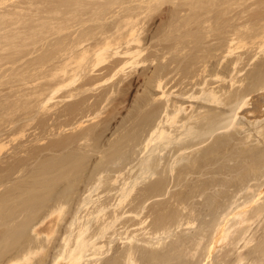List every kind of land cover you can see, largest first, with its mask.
Instances as JSON below:
<instances>
[{"label": "rangeland", "instance_id": "rangeland-1", "mask_svg": "<svg viewBox=\"0 0 264 264\" xmlns=\"http://www.w3.org/2000/svg\"><path fill=\"white\" fill-rule=\"evenodd\" d=\"M44 1L0 0V35H2L0 36V263L6 256L14 255L18 251L23 252L29 244L37 240L33 229L35 225L53 210L62 208L65 212L62 213V221L60 220L57 237L51 244L52 247H46L49 256L45 264H53L55 258L60 255L65 237H70L73 244L82 224L90 228L87 236L93 237L92 240H96V245H103L104 249H98V252L93 245H90L88 251H91L85 253L83 264H107L106 261L109 259L129 264L127 249L133 250V259L137 264H236L239 250L234 249L235 244L218 245L214 252L216 245L214 241L218 234V224L226 217L230 220L228 225L231 226L236 220L233 218V213L249 206V202L257 200L254 204L264 206V115L253 116L241 112L235 119V124L228 128L223 126L231 123L239 104L246 100H250L252 104V101L264 92V43H262L264 42V0H209L213 9H217V5L220 9L215 10L216 12L213 10L216 16L213 17L211 12L210 17L202 15L203 19L200 15L196 16L198 15L196 10L200 9L197 7L174 9L178 10L177 13H183L175 15L172 12L174 6L170 5L172 0L171 2L162 0L165 2L164 6L161 0H112L113 4L111 0H102L103 2L94 0L95 3L92 0H86L84 3L83 0L80 1L84 3L82 8L77 5V0H75L76 4L73 0L72 2L66 0L65 3L59 0L57 2L47 0V4ZM69 1L70 3L67 4ZM180 1L190 2V0H178ZM155 2L163 7H159L158 4L157 9L154 7ZM109 3L111 4L108 7ZM150 5L157 10L152 8L155 11L151 10L152 13L148 11ZM166 5L167 10L171 12L165 10ZM58 6L61 10L62 7L63 10L65 9L62 10L65 16L58 14L60 11ZM56 7L59 11L55 12L59 16L53 12L57 10ZM133 7L138 9L135 11ZM94 8L95 10L98 8L96 11L99 12L98 15L96 12L92 13ZM186 8L193 12L188 13V10L186 12ZM38 9L41 10L40 13L53 9L50 10V13H53L40 14ZM131 12L134 14L137 12L136 16L142 14L140 19L135 18L136 22H140L135 23V26L143 25L138 26L139 28L135 27L138 29L135 34L141 36L136 34L143 44L127 42L131 36H134L130 34L129 25L136 16L133 17L134 14ZM164 13L167 17H163ZM47 14L49 18L52 17L48 18L49 20H54L51 21L52 24L50 21L46 23L47 17L46 21L41 22L42 19L38 21V18L44 19ZM207 17L213 19L207 20ZM123 18L130 21L129 24ZM206 21L213 22V25L207 24ZM44 22L46 25H43ZM15 23L21 25L17 26ZM118 25L123 29L126 27L125 31ZM35 26L43 27L36 30ZM116 29L118 35L120 30L124 33L128 29V33H120L123 38L119 39H117L119 36H115L118 40L116 41L114 36L111 37L114 32L116 34ZM157 30L162 31L158 33ZM106 32H110L108 34L111 36ZM235 35H238V39ZM108 36L116 42L113 40L110 42ZM234 36L235 41H233ZM125 37H128L126 41H124ZM107 39L109 45L114 44L108 46V50L105 49L107 52L104 50L103 57L96 55V52H93L98 49V47L94 48L95 44L101 42L103 46L108 42ZM120 39H123L124 43ZM236 39L242 42L237 43ZM227 40L233 47L236 46V49L232 50ZM175 41L178 44L180 41L183 47L179 46V48ZM126 42L130 45L129 48L140 47V50L141 46H144L141 49L145 48L142 55L136 59L139 62L142 60L141 64L128 63L125 54L122 56L127 59L120 56L116 59L118 64L112 61L114 56L117 57L116 51L121 52L128 47ZM221 45L224 48L218 47ZM228 45L232 49L228 48ZM113 50H115L114 54ZM164 54L168 56L165 57ZM106 56L109 58L107 59ZM121 57L125 61L120 60ZM173 58H176V61ZM166 62L168 69L164 71L161 65H166ZM111 65L115 68H108ZM121 65L123 68L119 70ZM176 66L179 68L174 70ZM152 77L154 80H150ZM157 78L163 80L162 87L166 88L161 89L162 87L159 88L155 84L159 81L156 80ZM163 90L166 91L164 96ZM214 92H218L216 95L220 98L217 103L210 100ZM158 105L160 106L158 114L162 115L160 119H163V126L167 131L169 130L167 132L169 134L166 139H156L157 141L153 140L149 143L152 131L143 125L155 119L148 111H152ZM177 112L180 113L179 118L173 125L172 120L168 121V119ZM127 122L131 124L129 127ZM191 126L198 131L196 134L208 129L209 133L198 134V137L193 139V135L187 133V129ZM221 138L229 141L224 157L228 167L217 166L212 172L206 171L207 174L206 172H203L204 174L195 172L197 173L195 174L190 169L187 172L188 177L193 176L194 173L195 176L204 175L205 178L215 177L226 180L225 182H228L226 186L220 182L212 184L210 185L212 187H208L210 189H205L201 194H197L199 192H196V195L191 194L190 197L188 196L190 199L185 202L181 201V196L178 194L181 187L179 179L175 176L172 179L171 172L168 181L170 186L164 190L157 188L158 182H152L150 179L144 182V178L140 177L144 172L143 163H151L155 158L162 164L164 162L167 168L174 165L177 169L173 173L176 175L178 170H180L178 172L183 171L184 168L180 166L187 163V157L191 156L193 151L196 153L200 151L199 153L203 155L206 150L219 147ZM170 139L173 141L171 147L161 150V145ZM147 143H149L148 147ZM238 162L240 165L237 168ZM135 177H140L139 184L137 183L129 199L120 204L122 188L124 185L127 187L128 184L130 187L134 184ZM222 188H226L225 192H219ZM99 209H104V212L99 214ZM255 217L248 222L249 224H243L250 230L245 235L240 234L244 239L238 246L243 245L245 239H250L254 235L260 237L259 239L264 238V214ZM190 220L193 224H186ZM104 223L105 226L112 225V228L110 227L102 238L98 231H101L100 228L104 227ZM231 229L233 232L234 229ZM238 236L239 234H234L235 238ZM172 245L177 248L173 249ZM160 246L171 249L168 250L170 253L165 251L168 257L171 256V262L170 260L165 262L164 257L154 258L155 255L152 253L157 248L160 249ZM240 250L245 251V248L242 247ZM96 251L98 254L94 255ZM227 252L232 258L228 255V258L225 257L226 262L222 257ZM259 257H250L241 264H263L264 256L259 254Z\"/></svg>", "mask_w": 264, "mask_h": 264}, {"label": "bare ground", "instance_id": "bare-ground-1", "mask_svg": "<svg viewBox=\"0 0 264 264\" xmlns=\"http://www.w3.org/2000/svg\"><path fill=\"white\" fill-rule=\"evenodd\" d=\"M40 1V0H39ZM59 1H61L62 3H65V1L66 0H59ZM71 1V0H70ZM70 1L67 3V4H69L70 3ZM74 2H75V4H76V2L78 3L77 5L78 6H80L81 8H82V4H84L85 2H86V0L84 1V3H81L80 1H82L83 2V0H77V1H75V0H73ZM92 1H94V0H92ZM91 1V2H92ZM96 1V0H95ZM95 1L93 2V3H95ZM99 1V0H98ZM100 1H102V0H100ZM99 1V2H100ZM104 1V0H103ZM102 1V2H103ZM162 1V0H161ZM164 1V0H163ZM162 1V2H163ZM168 1H170V0H168ZM50 2V1H49ZM53 2V1H52ZM56 2H57V0H56ZM55 2V3H56ZM72 2V1H71ZM97 2V1H96ZM111 3H112V0L110 1ZM165 2H166V0H165ZM165 2H163V3H161V4H163V6L165 5ZM171 2V1H170ZM36 3V2H35ZM39 3V2H38ZM38 3H36V4H38ZM44 3H46L47 4V0H45L44 1ZM111 3H109L108 4V7H109V5L111 4ZM115 3H117V2H115ZM119 3V2H118ZM129 3V2H128ZM149 3V2H148ZM147 3V4H148ZM156 3L157 2H155V6L154 7H157L158 6V4L160 3V1H159V3H157V5H156ZM17 4V3H16ZM30 4H32V3H30ZM39 4H41V3H39ZM43 4V3H42ZM58 4V3H57ZM113 4V3H112ZM152 4V5H153ZM161 4H159V7H163V6H161ZM25 5V4H24ZM29 5V4H28ZM48 5H49V3H48ZM56 5V4H55ZM77 5H74V6H77ZM171 5V7H172V5L174 6V7H176V8H174V7H172V12L175 14V15H177V14H179V13H177V11L178 10H180V8H182V7H190V9H193V8H195L196 9V7H197V9L198 8H200L199 10H196V11H198L197 12V14L198 15H196V16H199L200 15V18L202 17V15H209V17L211 16V12H212V14H213V17H214V15L216 16V14H214V12H213V10L215 11H219V9H220V6L219 5H217V9H213L211 6H210V3H209V0L207 1V0H200V2H198L197 0H190V2H188V3H183V2H178V0H172V3L170 4ZM187 5V6H186ZM35 6V5H34ZM38 6V5H37ZM64 6H65V4H64ZM68 6H70V5H68ZM72 6V5H71ZM73 6V7H74ZM84 6V5H83ZM151 6V5H150ZM149 6V10L148 11H150L151 13L153 12V11H155V10H157L158 9V7H157V9H155L153 6H151L150 7ZM16 7V6H15ZM32 7H33V5H32ZM51 7H53V6H51ZM50 7V8H51ZM80 7H77V9L78 8H80ZM97 7V6H96ZM138 7V6H137ZM147 7V6H146ZM167 5L165 6V10H167ZM168 7H170V6H168ZM23 8V7H22ZM61 8V7H60ZM59 8V6H58V9H60ZM72 8V7H71ZM103 8V7H102ZM102 8H100V10L102 9ZM152 8H154L155 10H153ZM26 9H28V8H26ZM39 9H40V5H39ZM39 9H38V11H39ZM55 9V8H54ZM56 9H57V7H56ZM54 10L53 12H55V11H59V10ZM66 9H67V7H66ZM133 9L136 11V9H138V8H136L135 9V7H133ZM169 9V8H168ZM174 9H178V10H174ZM183 9H185V8H182L181 10H183ZM189 9V8H188ZM187 8H186V12H187V10H188ZM203 9H206L205 11L203 10ZM21 10V9H20ZM19 10V11H20ZM25 10V9H24ZM48 10V9H47ZM50 10H53V9H50ZM50 10L48 11V12H46V13H50ZM62 10H63V7H62ZM62 10L60 9V11L58 12V14H62L63 16H65L66 14H64V12H62ZM65 10V9H64ZM63 10V11H64ZM76 10V9H75ZM74 9H73V11H75ZM98 10V8L95 10V8H94V10L92 11V13L93 12H96ZM99 10V11H100ZM124 10V9H123ZM133 10V11H134ZM151 10H153V11H151ZM163 10V9H162ZM26 11H28V10H26ZM41 11V10H40ZM40 11H39V13H40ZM68 11H70L69 9H68ZM77 11V10H76ZM134 11V12H135ZM167 11H170L171 12V10H167ZM166 11V12H167ZM184 11V12H185ZM189 11V10H188ZM195 11V12H196ZM215 11V12H216ZM12 12H14V9H13V11ZM45 11H43V13H44ZM52 12V13H53ZM66 12H67V10H66ZM78 12V11H77ZM101 12V11H100ZM134 12H131V14H134ZM143 12V11H142ZM145 12H147L146 10H145ZM145 12H143V14L145 13ZM150 12H148V13H150ZM169 12V13H170ZM192 13L193 12V10H191V11H189L188 13ZM7 13V12H6ZM11 13V12H10ZM39 13H36L37 15L39 14ZM43 13H40V14H43ZM46 13H44L45 15H46ZM52 13H50V15L52 14ZM56 14H57V12H55ZM68 13V12H67ZM98 13L99 12H96V15H98ZM103 13V12H102ZM101 13V14H102ZM147 13V14H148ZM188 13H187V15L186 16H188ZM3 14V13H2ZM32 14V13H31ZM48 14H47V16H45L44 17V19L43 18H38V21H40V19H42L41 20V22H43L44 20L46 21V17H47V19L49 18L48 17ZM56 15V16H59V15ZM75 14H76V12H75ZM89 14V13H88ZM95 14V13H94ZM130 14V15H131ZM136 14H137V12L134 14V15H132L133 17L134 16H136ZM140 14V13H139ZM168 14V13H167ZM172 14V13H171ZM181 14H183V13H180V15ZM186 14V13H185ZM194 14V13H193ZM192 14V15H193ZM4 15V14H3ZM16 15V14H15ZM34 15V14H33ZM49 15V16H50ZM71 15V14H70ZM130 15H129V17H130ZM142 14H140V16H141ZM145 15V14H144ZM162 15V14H161ZM168 15H170V14H168ZM190 15V14H189ZM195 15V14H194ZM5 16H9L8 14H5ZM5 16H3L4 18H5ZM14 15L12 14V17H13ZM31 16V15H30ZM40 16V15H39ZM54 16V15H53ZM63 16H61V18L63 17ZM69 16V15H68ZM100 16V15H99ZM126 16V15H125ZM131 16V17H132ZM140 16H136V17H134V21H132L131 19V23H130V34L131 35H134L133 37L131 36V38H129L128 39V37L126 38L125 37V39H124V41H126L127 39H128V41L127 42H132V43H138V42H142L141 41V36L140 35H138L137 33V35L138 36H140V37H138L136 34H135V32L136 31H138V29H136L135 27L137 26V24L138 23H140L139 21H137L136 22V20L137 19H140ZM167 17L166 16V14L164 13V15H163V17ZM195 16V17H196ZM223 17H224V15H222ZM10 17V16H9ZM21 17V16H20ZM20 17L18 18V20L20 19ZM42 17V16H41ZM84 17V16H83ZM129 17H127L128 18V20H129ZM137 17H139V18H137ZM175 18H176V16H174ZM178 17V16H177ZM190 17V16H189ZM209 17H207V20H209V19H213L212 17L211 18H209ZM218 17V16H217ZM220 17V16H219ZM1 18V17H0ZM8 18V17H7ZM50 18H52L51 16H50ZM49 18V19H50ZM59 18V17H58ZM58 18H56V19H58ZM135 18H136V20H135ZM191 18V17H190ZM205 18V17H204ZM48 19V21H46V23L47 22H49L50 21V23H51V21H53L54 22V20H49ZM53 19H55V18H53ZM82 19V18H81ZM124 19V18H123ZM122 19V20H123ZM171 19V18H170ZM197 19H199L198 17H197ZM196 19V20H197ZM201 19H203V17L201 18ZM200 19V20H201ZM206 19V18H205ZM205 19H204V21H205ZM2 20V19H1ZM121 20V21H122ZM127 20V19H126ZM125 19H124V21L127 23L128 22V20L126 21ZM175 20V19H174ZM199 20V21H200ZM8 21V20H7ZM17 21V20H16ZM22 21V20H21ZM37 21V22H38ZM61 21V20H60ZM59 21V22H60ZM118 21V20H117ZM124 21H123V24H124ZM177 21H180V20H178L177 19ZM176 21V22H177ZM203 21V22H204ZM212 21V20H211ZM20 22V21H19ZM40 22V23H41ZM130 22V21H129ZM129 22L127 23V24H129ZM203 22H201V23H203ZM4 23V22H3ZM2 23V24H3ZM39 23V24H40ZM45 23V22H44ZM46 23L45 24H43V25H46ZM125 23V24H126ZM132 23H134L133 25H132ZM135 23H137L136 24V26H135ZM145 23V22H144ZM189 23H190V21H189ZM188 23V24H189ZM206 23L208 24V23H210V22H207L206 21ZM213 22H211L210 24H212ZM6 24V23H5ZM16 24V23H15ZM18 24L19 23H17L16 25L18 26ZM48 24V23H47ZM52 24V23H51ZM50 24V25H51ZM119 24V23H118ZM122 24V25H123ZM127 24L125 25L126 27H127ZM162 24V23H161ZM200 24V23H199ZM204 24H205V22H204ZM209 24V25H210ZM19 25H21V23L19 24ZM41 25V24H40ZM49 25V26H50ZM56 25V24H55ZM141 24H139L138 26H140ZM182 25V24H181ZM201 25V24H200ZM206 25V24H205ZM213 25V24H212ZM14 26V25H13ZM16 26V27H17ZM34 26V25H33ZM53 26V25H52ZM116 26V25H115ZM119 26V25H118ZM137 26V27H138ZM141 26H143V25H141ZM140 26V27H141ZM160 26V25H159ZM163 26V25H162ZM162 26L160 27V28H162ZM195 26V25H194ZM202 26H204V25H202ZM15 27V26H14ZM40 27H43V26H40ZM39 27V28H40ZM119 27H121V29H123L122 28V26H119ZM119 27H118V29H119ZM124 27V26H123ZM126 27H125V29H126ZM166 27V26H165ZM206 28H207V26H205ZM209 27V26H208ZM9 28H11V26L9 27ZM35 28H36V30L37 29H39L38 27H36L35 26ZM55 28H57V27H55ZM128 28V27H127ZM139 28V27H138ZM205 28V29H206ZM7 29V28H6ZM33 29H34V27H33ZM32 29V30H33ZM118 29H116L117 31H116V34H115V32L113 33V35L111 36V35H109L108 33H110V32H106V34H108L109 36H111V37H113L114 39H116L115 38V36H119V37H117V39H119V38H123L122 36H120V33H123L122 32V30H120V33H119V35H118ZM125 29H123V31H125ZM140 29H142V28H140ZM144 29H145V27H144ZM144 29H142V31L144 30ZM171 29V28H170ZM14 30V29H13ZM12 30V31H13ZM30 30V29H29ZM35 30V29H34ZM45 30V29H44ZM128 30V29H127ZM127 30H126V32H127ZM146 30V29H145ZM209 30V29H208ZM20 31V30H19ZM110 31V30H109ZM160 31V30H159ZM158 30H157V32L158 33H160ZM210 31V30H209ZM236 31V30H235ZM113 32V31H112ZM126 32H124V33H126ZM139 32H141V31H139ZM138 32V33H139ZM152 32V31H151ZM4 33V32H3ZM8 33V32H7ZM14 33V32H13ZM123 33V34H124ZM128 33V32H127ZM126 33V34H127ZM144 34H145V32H143ZM156 33V32H155ZM184 33V32H183ZM225 33V32H224ZM234 33V32H233ZM233 33H232V36H233ZM239 33V32H238ZM25 34V33H24ZM105 34V35H106ZM115 34V35H114ZM140 34V33H139ZM142 34V33H141ZM143 34V35H144ZM207 34V33H206ZM235 34V33H234ZM260 34V33H259ZM157 35V34H156ZM161 35V34H160ZM207 35H210V34H207ZM239 35V34H238ZM238 35L236 36V38L238 37ZM245 35V34H244ZM0 36H2V35H0ZM10 36V35H9ZM13 36V35H12ZM109 36H108V38H109ZM125 36V35H124ZM128 36H129V34H128ZM235 36H234V38H233V41H235ZM239 36H241V35H239ZM15 37V36H14ZM13 37V38H14ZM103 37V36H102ZM106 37H107V35H106ZM105 37V38H106ZM255 37V36H254ZM257 37H258V35H257ZM5 38V37H4ZM39 38V37H38ZM113 38H109V40L111 39V41L110 42H112V40H113V42H116V41H118L117 39H116V41L113 39ZM157 38V37H156ZM155 38V39H156ZM209 38H211V36L209 37ZM232 37H230V39H231ZM256 38V37H255ZM1 39V38H0ZM6 39V38H5ZM34 39V38H33ZM102 39V38H101ZM145 39H146V37H145ZM177 39V38H176ZM182 39H184V38H182ZM230 39H229V41H230ZM238 39V38H237ZM237 39H236V42L237 43H239L238 41H237ZM241 39V38H240ZM243 39V38H242ZM2 40H4V39H2ZM25 40V39H24ZM23 40V41H24ZM108 40V39H107ZM107 40H105V41H107ZM109 40H108V42H106L105 43V45H103V46H101L102 44H101V42L99 43V42H97L96 44H95V46H94V48L96 49L97 47H98V49L97 50H95V51H93V52H96V55H99V56H102L104 53V50L105 49H107L108 48V46H112V45H109ZM122 42H123V39H120ZM119 40V41H120ZM142 40H144V38H142ZM177 40H179V39H177ZM30 41V40H29ZM146 41V40H145ZM180 41H182L183 43H184V41L183 40H180ZM180 41H178L180 44H181V42ZM185 41H186V39H185ZM228 41V40H227ZM228 41V42H229ZM232 41V42H233ZM263 41V40H262ZM261 41V42H262ZM122 42L120 43V45L122 46L123 44H122ZM125 43L126 44V46H128V47H126L125 48V50H123V51H121V52H119V51H116L115 52V54H116V58H115V56H114V58H113V60L112 61H115L114 63L115 64H118L119 62H118V60H116V59H118L120 56H122L123 54H125V56H127L128 57V60H126V61H128V63H131L132 62V64L134 65L135 63H136V65H138L142 60H140V62H139V60L137 61L136 59H138V57L139 56H141L142 55V51L145 49H143V50H141L143 47L141 46V49L139 50V48H137V46H136V48L137 49H135V48H133V46L131 47V48H129L130 47V45H127L128 43ZM176 42V41H175ZM227 42V43H228ZM235 42V43H236ZM242 42V41H241ZM3 43V42H2ZM1 43V44H2ZM103 43H104V41H103ZM124 43V42H123ZM146 43H147V41H146ZM145 42H144V44H146ZM177 43V42H176ZM186 43V42H185ZM187 43H188V41H187ZM187 43H186V45H187ZM231 42H229V44H230ZM234 43V44H235ZM262 43H264V42H262ZM13 44H16V43H13ZM99 44H100V47H99ZM116 44V43H115ZM124 44V45H125ZM142 44H143V42H142ZM161 44V43H160ZM178 44V43H177ZM175 44V47H179V46H181V47H183L182 45H180V44ZM189 44V43H188ZM191 44V43H190ZM226 44V43H225ZM233 44V45H234ZM133 45V44H132ZM174 45V44H173ZM177 45V46H176ZM183 45H185V44H183ZM231 45V44H230ZM230 45H228V48H231L230 47ZM262 45V44H261ZM2 46V45H1ZM115 46V45H114ZM113 46V47H114ZM118 46H119V42H118ZM135 46V45H134ZM140 46V45H139ZM168 46V45H167ZM187 46H189V45H187ZM196 46H197V44H196ZM199 46V45H198ZM201 46V45H200ZM215 46V44L213 45V47ZM232 46V45H231ZM263 46V45H262ZM25 47V46H24ZM125 47V46H124ZM162 47V46H161ZM174 47V46H173ZM175 47H174V49H175ZM177 47V48H178ZM190 47V46H189ZM218 47H220V49H222L221 47H223V45H221V46H218ZM218 47H216V50H217V48ZM236 47V46H235ZM235 47H233L232 46V50H234V49H236ZM6 48V47H5ZM27 48V47H26ZM111 47H109V49H110ZM115 48H116V50H117V47L115 46ZM114 48V49H115ZM118 48H120V46L118 47ZM176 48V49H177ZM180 48V47H179ZM224 48V47H223ZM85 49V48H84ZM86 49H88V48H86ZM148 49V48H147ZM172 49V48H171ZM173 49V50H174ZM185 49V48H184ZM89 50V49H88ZM108 50V49H107ZM107 50H105L106 52H107ZM157 50V49H156ZM186 50V49H185ZM214 50V49H213ZM215 50V51H216ZM219 50V49H218ZM1 51H3V50H1ZM6 51V50H5ZM84 51V50H83ZM82 51V52H83ZM114 51L115 50H113V54H114ZM184 51V50H183ZM193 51V50H192ZM85 52H87V50L85 51ZM109 52H111V51H109ZM172 52V51H171ZM229 53H230V51H228ZM31 53V52H30ZM103 53V54H102ZM163 53V52H162ZM199 53V52H198ZM82 54V53H81ZM84 54V53H83ZM112 54V55H113ZM143 54H145V53H143ZM166 54V53H165ZM164 54V55H165ZM168 54H169V52H168ZM168 54L167 55H165V57L166 56H168ZM187 54V53H186ZM194 54V53H193ZM107 55V54H106ZM109 55V54H108ZM171 55V54H170ZM189 55V54H188ZM211 55V54H210ZM125 56H122V57H125ZM187 56V55H186ZM206 56V55H205ZM212 56V55H211ZM82 57V56H81ZM103 57V56H102ZM107 57V56H106ZM122 57L120 58V60L122 59ZM127 57H125L126 59H127ZM157 57V56H156ZM165 57H163V58H165ZM214 57V56H213ZM3 58V57H2ZM7 58H8V56H7ZM109 57H107V59H108ZM143 58V57H142ZM1 59V58H0ZM5 59V58H4ZM103 58H101V60H102ZM145 59V58H144ZM150 59H152V58H150ZM166 59V58H165ZM164 59V60H165ZM176 59V58H175ZM174 58H173V60H175ZM181 59V58H180ZM239 59V58H238ZM70 60V59H69ZM122 60H124V58L122 59ZM129 60H132V61H129ZM134 60H136L135 62H133ZM163 60V61H164ZM241 60V59H240ZM79 61H80V59H79ZM99 61V60H98ZM109 61V60H108ZM111 61V62H112ZM125 61V60H124ZM145 61H146V59H145ZM145 61H143V63L145 62ZM176 61V60H175ZM175 61H174V64H175ZM238 61V60H237ZM156 62V61H155ZM154 62V63H155ZM162 62V61H161ZM178 62V61H177ZM122 63H123V61H122ZM125 63H127V62H125ZM152 63V62H151ZM153 63V64H154ZM110 64H113V63H110ZM141 64V63H140ZM161 64V63H160ZM162 64H164V63H162ZM167 62H166V65L164 64V65H161L162 67V70H167L168 68H167ZM172 64V63H171ZM239 64V63H238ZM107 65V64H106ZM105 65V66H106ZM114 65V64H113ZM113 65H111V66H108V68H115ZM128 65V64H127ZM143 65V64H142ZM142 65H140V66H142ZM144 65H145V63H144ZM235 65V64H234ZM120 66V65H119ZM173 66V65H172ZM171 66V68H173ZM180 66V65H179ZM187 66H189V65H187ZM214 66V65H213ZM236 66V65H235ZM125 67V66H124ZM160 67V66H159ZM159 67H157L158 68V70H159ZM168 67H169V65H168ZM178 66H176V67H174L175 69L174 70H177L178 68H177ZM191 67V66H190ZM207 67V66H206ZM229 67V66H228ZM117 68V67H116ZM123 68V66L121 65V67H119L118 69L119 70H121ZM131 68V67H130ZM143 68V67H142ZM160 68V69H161ZM177 68V69H176ZM214 68V67H213ZM225 68H227V67H225ZM233 68V67H232ZM135 69H137V68H135ZM229 68H227V70H228ZM235 69H236V67H235ZM83 70V69H82ZM110 70V69H109ZM133 70V69H132ZM170 70H172V69H170ZM169 70V71H170ZM226 70V71H227ZM112 71V70H111ZM115 71V70H114ZM118 71V70H117ZM160 71V70H159ZM173 71V70H172ZM136 72V71H135ZM171 72V71H170ZM201 72V71H200ZM205 72H206V70H205ZM114 73V72H113ZM116 73V72H115ZM118 73V72H117ZM165 73V72H164ZM167 73H168V71H167ZM192 73V72H191ZM204 73V72H203ZM217 73V72H216ZM127 74V73H126ZM163 74V73H162ZM180 74V73H179ZM260 74V73H259ZM127 75H130V74H127ZM133 75H135V74H133ZM164 75V74H163ZM166 75V74H165ZM171 75V74H170ZM200 75H201V73H200ZM215 75V74H214ZM132 76V75H131ZM162 76V75H161ZM161 76H159V77H161ZM169 76V75H168ZM218 76H219V74H218ZM109 77H111L110 75H109ZM123 77V76H122ZM155 77V76H154ZM156 77H158V76H156ZM155 77V78H156ZM178 77V76H177ZM114 78V77H113ZM124 78H125V76H124ZM129 78V77H128ZM127 78V79H128ZM162 78V77H161ZM218 78V77H217ZM255 78H256V76H255ZM140 79V78H139ZM163 79V78H162ZM206 79V78H205ZM233 79H235L234 77H233ZM150 80H154V78L152 77V79H150ZM156 80H159V78H157ZM203 80V79H202ZM244 80V79H243ZM204 81V80H203ZM231 81H232V79H231ZM107 82H108V79H107ZM123 82V81H122ZM129 82V81H128ZM153 82V81H152ZM152 82L150 83V84H152ZM154 82H156V81H154ZM162 82H163V80H159L158 82H156L155 84L159 87V88H161L162 87ZM175 82V81H174ZM195 82V81H194ZM119 83V82H118ZM173 83V82H172ZM183 83V82H182ZM210 83V82H209ZM234 83V82H233ZM236 83V82H235ZM124 84V83H123ZM196 84V83H195ZM200 84V83H199ZM204 84V83H203ZM165 85H166V83H165ZM169 85V84H168ZM179 85V84H178ZM243 85V84H242ZM113 86V85H112ZM131 86V85H130ZM157 86H156V88H157ZM172 86V85H171ZM163 87H165V86H163ZM163 87L161 88V89H163ZM242 87V86H241ZM166 88V87H165ZM224 89V88H223ZM119 90H120V88H119ZM164 91V90H163ZM211 91H213V90H211ZM210 91V92H211ZM151 92V91H150ZM165 92L166 91H164V93L162 94L163 96H164V94H165ZM168 93V92H167ZM215 93V92H214ZM212 93L211 94V99L210 100H212V101H214V102H219V100H220V98H218L217 97V93ZM117 94H119V93H117ZM74 95V94H73ZM109 95V97H110V94H108ZM111 95H112V93H111ZM114 95V94H113ZM101 96V95H100ZM193 96V95H192ZM199 97V96H198ZM159 98V97H158ZM256 98V97H255ZM155 99V98H154ZM242 99V98H241ZM246 99V98H245ZM157 100V99H156ZM155 100V101H156ZM209 100V99H208ZM106 101V100H105ZM113 102V101H112ZM143 102V101H142ZM114 103V102H113ZM141 104H143V103H141ZM248 105V106H245V105ZM150 106V105H149ZM148 106V107H149ZM164 106H166V105H164ZM169 106V105H168ZM158 109H160V106L158 105V107H156L155 109H153L152 111H148V113H151V115L153 116V118H155V119H153L152 120V122L151 123H148V124H145V125H143V126H145V127H148V129H151V131H152V135H151V139L149 140V135L147 136L148 137V140H149V143L150 142H152L153 140H158V139H166L167 137H168V134L169 133H167L168 131L164 128V126H163V123H164V121H163V119L161 118L160 119V115L158 114V112H160V111H158ZM166 109H167V107H166ZM165 110V109H164ZM241 112H245L246 114H250V115H253V116H263L264 115V92H262L261 94H259L258 96H257V99L256 100H254V101H252V104H251V102H250V100L248 101V100H246V101H244V102H242L241 104H239V106L236 108V110H235V114H234V116L232 117V119H231V123L230 124H226L225 126H223V128H228L230 125H233V124H235V122H236V118H237V116H239V114L241 113ZM147 113V114H148ZM166 113H168L167 111H166ZM180 114V113H179ZM179 114H178V112H177V114H175V115H173L172 117H170V119H168V121L169 120H172V122L171 123H173V125H174V123H176L178 120H177V118H179L178 116H179ZM138 115V114H137ZM164 115V114H163ZM147 116H149V115H147ZM162 116V115H161ZM169 116V115H168ZM191 117V116H190ZM199 117H200V115H199ZM146 118V117H145ZM166 118V117H165ZM262 118V117H261ZM185 119V118H184ZM146 120V119H145ZM149 120V119H148ZM166 120V119H165ZM187 120V119H186ZM189 121H190V119H189ZM144 122V121H143ZM166 122V121H165ZM130 123V122H129ZM128 122H127V124H128V127H129V125H131V124H129ZM127 124H126V126H127ZM99 126V125H98ZM142 126V127H143ZM123 128V127H122ZM222 128V129H223ZM172 129V128H171ZM184 129H185V127H184ZM198 131H196L195 130V127H193V126H191L190 128H188L187 129V133L189 134V135H193L192 136V138L193 139H195L196 137H198V134H200V135H207L208 133H209V129L208 130H205V131H199L200 133H198V134H196ZM212 132V131H211ZM210 132V133H211ZM236 134V133H235ZM145 135V134H144ZM172 135V134H171ZM232 135H234V134H232ZM235 136V135H234ZM124 137H126L125 135H124ZM141 139V138H140ZM147 140V141H148ZM156 140V141H157ZM221 141H219V147H216V148H213V149H210L209 151L208 150H206L205 151V153L203 154V155H201L199 152H192V154H191V156H188L187 157V159H188V161H187V163H184L182 166H180V167H182V168H184V169H182L183 171L182 172H178V171H180V170H178L177 171V174L175 175L174 173H173V171L174 170H176L177 168H175V166L174 165H172L171 166V168H167V166L166 165H164V162H163V164H162V162H158V161H156V158H155V160L153 161V162H151V163H143V166H142V168L144 169V172L141 174V173H139V171H138V173L139 174H141L142 176H140V177H143L144 178V182H146L145 180H148V179H150V181L152 180V182L153 181H156V183H157V188H159L160 190L163 188V190H164V188L166 189L168 186H170L169 185V183L170 182H168L169 181V173H170V175H173V177H172V179L174 178V176L176 177V178H178L179 180V183H180V188H179V193L178 194H180V196H181V198H180V196H179V198L181 199V201H187L188 200V198L191 196V194H195L196 192H199V193H197V194H201L202 193V191H204L205 189H210V188H208L210 185H214V184H219V182L222 184V185H224V186H226L227 185V183L228 182H225L224 180H222V179H220V178H215V177H213V178H211V177H204V175H200V176H195L194 175V173L195 172H200V173H203V172H212L213 170H215L216 169V167L218 166V167H228L226 164H225V160H224V157H225V155H226V152H227V148H228V143H229V141H227L226 139H223V138H221L220 139ZM131 142V141H130ZM149 143H147V147L149 146ZM172 143H173V141L170 139V140H168L166 143H163L161 146V150H164V149H167V148H169V147H171V145H172ZM129 144V143H128ZM158 144H160V143H158ZM154 145V144H153ZM176 145V144H175ZM160 146V145H159ZM186 148H188V147H186ZM154 149V148H153ZM174 149V148H173ZM128 151V150H127ZM190 155V154H189ZM227 158V157H226ZM153 159V158H152ZM186 159V160H187ZM245 159V158H244ZM250 159V158H249ZM120 160H121V158H120ZM182 160V159H181ZM185 160V159H184ZM122 161V160H121ZM147 161V160H146ZM149 161H150V159H149ZM148 161V162H149ZM250 161V160H249ZM254 161V160H253ZM257 161V160H256ZM261 161V160H260ZM116 163V162H115ZM179 163V162H178ZM237 164V163H236ZM170 165H171V163H170ZM176 165H177V162H176ZM239 165H240V162H238V164L236 165V167L238 168L239 167ZM233 168V167H232ZM188 169H190L191 170V172H194L193 173V176L191 175H189L190 177H188V172H187V170ZM243 169V168H242ZM142 170V169H141ZM141 172V171H140ZM176 172V171H175ZM190 172V171H189ZM207 172L205 173V174H207ZM189 174H191V173H189ZM195 174H197V173H195ZM204 174V173H203ZM123 176V175H122ZM139 176V175H138ZM238 176V175H237ZM121 177V176H120ZM119 177V178H120ZM130 177V176H129ZM140 177H135V180H134V184H132L130 187L128 186V184H127V187H125V185H124V187L122 188V191H121V199H120V204L122 203V202H124L129 196H131L132 195V192L136 189V185H137V183L140 181L139 180V178ZM239 177V176H238ZM119 178H116V179H119ZM142 178V179H143ZM154 178V179H153ZM175 178V179H176ZM237 177L235 176V179H236ZM111 179H113V178H111ZM171 179V178H170ZM244 179V178H243ZM110 180V179H109ZM242 180V179H241ZM113 181V180H112ZM240 181V180H239ZM127 182H128V179H127ZM136 182V183H135ZM230 182V181H229ZM103 183V182H102ZM126 183V182H125ZM131 183V182H130ZM139 184V183H138ZM220 184V185H221ZM130 185V184H129ZM154 185V184H153ZM176 185H178V184H176ZM100 186V185H99ZM112 186V185H111ZM179 186V185H178ZM210 187H212V186H210ZM151 188H153V187H151ZM169 188V187H168ZM235 188V187H234ZM119 190H121V189H119ZM138 190V189H137ZM168 190V189H167ZM178 190V189H177ZM225 190H226V188H222V189H219V192H225ZM201 191V192H200ZM156 192V191H155ZM118 193V192H117ZM177 193V192H176ZM76 194V193H75ZM91 195V194H90ZM196 195V194H195ZM177 196V195H176ZM189 196V197H188ZM209 196H211V195H209ZM194 197V196H193ZM202 197V196H201ZM207 197V196H206ZM223 197V196H222ZM92 198V197H91ZM192 198V197H191ZM90 199V198H89ZM129 199V198H128ZM127 199V200H128ZM190 199V198H189ZM251 199V198H250ZM255 199V198H254ZM118 200V199H117ZM83 201V200H82ZM84 201H86V200H84ZM94 201V200H93ZM92 201V202H93ZM220 201V200H219ZM103 202V201H102ZM136 202V201H135ZM179 202V201H178ZM255 202H257V200H254V201H251V202H249L250 203V205L249 206H245V207H242V208H240V209H238L237 207V209L238 210H236L233 214V218L234 219H236V220H234V223L231 225V226H229L228 225V223H229V219H227V217L224 219V221L223 222H221L220 224H218V230H217V232H218V234H216L217 235V237H215L216 238V240L214 241V243L216 244L215 245V248H214V252H215V249H216V247L218 246V245H223V244H235V248L234 249H238L239 250V252H237L238 253V258H237V260H236V264H241L245 259H247L248 260V258H250V257H257V258H260L259 257V254L260 255H262V256H264V238H261V239H259L258 237H257V235H254L253 237H250V239H245V243H243V245H240V246H238L240 243H241V241L244 239V236H240V234H247L248 232H249V230H250V228H248V226L246 227L245 225H243V224H245V223H247V224H249L248 222L250 221V220H252L255 216H260V215H262V214H264V206H261V205H259V204H254ZM258 202H259V200H258ZM261 202V201H260ZM94 203V202H93ZM96 203V202H95ZM99 203V202H98ZM182 203V202H181ZM211 203V202H210ZM247 203V202H246ZM58 204V203H57ZM62 203H60V205H61ZM87 204H90V203H88L87 202ZM192 204V203H191ZM65 205V204H64ZM94 205H96V204H94ZM119 205V204H118ZM211 205V204H210ZM62 206V205H61ZM66 206V205H65ZM64 206V207H65ZM98 206V205H97ZM60 207V206H59ZM193 207V206H192ZM56 208V207H55ZM101 208V207H100ZM103 208H104V206H103ZM105 209H106V207H105ZM188 209V208H187ZM198 209V208H197ZM185 210V209H184ZM63 211L64 210H62V208L60 209H58V210H53L52 212H50L49 213V215L44 219V220H41L37 225H35V227L33 228L34 229V232L36 233V235H37V240L35 239L32 243H31V245L29 244V246L23 251V252H21V251H18V253H16V254H14V255H11V256H6L4 259H2L1 260V263L0 264H45L46 262H47V260H48V256H49V254H48V252H46V247H52V245L51 244H53V241H55V239H56V237H57V233H58V228H59V224L61 223L60 222V220H61V216H62V213H63ZM104 212V209H99V214H100V212ZM182 211V210H181ZM49 212V211H48ZM65 212V211H64ZM129 212V211H128ZM191 212H193L192 211V209H191ZM226 212V211H225ZM183 213V212H182ZM65 214V213H64ZM67 214V213H66ZM106 214V213H105ZM195 214V213H194ZM226 214V216H227V213H225ZM115 215V214H114ZM119 215V214H118ZM121 215V214H120ZM97 216V215H96ZM98 216H100V215H98ZM185 217V216H184ZM183 217V218H184ZM190 217V216H189ZM188 217V218H189ZM224 217V216H223ZM98 218V217H97ZM101 218V217H100ZM116 218V217H115ZM114 218V219H115ZM120 218V217H119ZM178 218V217H177ZM232 218V219H233ZM256 218V217H255ZM261 218V217H260ZM63 219H64V217H63ZM78 219V218H77ZM196 219H197V217H196ZM262 219V218H261ZM95 220H96V218H95ZM194 220V219H193ZM257 220V219H256ZM255 220V221H256ZM62 221V220H61ZM79 221V220H78ZM100 221V220H99ZM192 220H190L189 222L187 221V223L186 224H193V222H191ZM81 222V221H80ZM89 222H91V221H89ZM114 222V221H113ZM145 222V221H144ZM144 222H142V223H144ZM158 222V221H157ZM257 222H258V220H257ZM256 222V223H257ZM74 223V222H73ZM199 223V222H198ZM251 223V222H250ZM255 223V222H254ZM75 224H76V222H75ZM141 224V223H140ZM160 224V223H159ZM260 224V223H259ZM83 226H81V227H79V229H78V231H77V233H76V236H75V238H74V242H73V244L71 243V239H70V237H65L63 240H64V246H63V250H62V252L60 253V255L57 257V258H55V260H54V262H53V264H83V260L85 259V255L87 254L86 252L88 251V249H89V247H90V245H93V247H95L96 248V250L98 251V249H103V245H100V246H97L96 245V240L94 241V240H92L93 239V237H91V236H87V233L89 232V230H90V228H89V226H87V225H85V224H82ZM104 225V227L103 228H100L101 229V231H98L99 233H100V235H101V237L103 238L104 237V235L106 234V232L109 230V228L112 226V225H107V226H105V223L103 224ZM103 225H101V226H103ZM227 225H228V228H227ZM250 225H252V224H250ZM73 226V225H72ZM78 226V225H77ZM114 226H115V223H114ZM242 226H244V227H242ZM261 226H262V224H261ZM92 227V226H91ZM258 227V226H257ZM72 228V227H71ZM112 228V227H111ZM168 228V227H167ZM231 228H233L234 230H233V232L231 231L232 229ZM162 229V228H161ZM262 229V228H261ZM70 230H72V229H70ZM158 230V229H157ZM162 230H164V229H162ZM168 230H169V228H168ZM167 230V231H168ZM216 231V230H215ZM255 231V230H254ZM263 231V230H262ZM160 232V231H159ZM159 232H156V234L157 233H159ZM169 232V231H168ZM168 232H166V233H168ZM232 232V233H231ZM73 233H74V231H73ZM96 233V232H95ZM162 233V232H161ZM260 233V232H259ZM92 234V233H91ZM234 234H239V236L237 237V238H235L234 237ZM66 235V234H65ZM162 235V234H161ZM252 235V234H251ZM70 236V235H69ZM96 236V235H95ZM159 236V235H158ZM231 236V237H230ZM88 237H91V238H88ZM183 237V236H182ZM43 238V239H42ZM71 238H73V236H71ZM97 238H98V236H97ZM203 238V237H202ZM38 239H42V240H38ZM177 239V238H176ZM229 239V240H228ZM213 240V239H212ZM160 241H161V238H160ZM182 241V240H181ZM193 241V240H192ZM179 242V241H178ZM176 243V242H174V243H176L177 245L179 244V243ZM94 243V244H93ZM123 243V242H122ZM173 243V242H172ZM171 242H170V244H172ZM195 243V242H194ZM197 243V242H196ZM210 243H212V241L210 242ZM185 244V243H184ZM161 245V244H160ZM164 245H165V243H164ZM167 245V244H166ZM174 245V244H173ZM172 245V247H173V249H176L175 248V246H173ZM180 245V244H179ZM212 245V244H211ZM105 246V245H104ZM168 246V245H167ZM167 246H163V247H161L160 249L159 248H157L156 250H154L153 251V253L152 254H154L155 256H154V258L155 257H157V258H161V257H164L165 258V262H167V261H169L170 260V257H168V254L167 253H165V251L167 252L168 250H169V247H167ZM171 246V245H170ZM54 247V246H53ZM98 247V248H97ZM154 248H155V246H153ZM171 247V248H172ZM223 247V246H222ZM242 247H244L245 248V251L244 250H240ZM132 248H134L133 246H132ZM207 248V247H206ZM231 248V247H230ZM111 249H112V247H111ZM136 249V248H135ZM142 249V248H141ZM140 249V250H141ZM226 249V248H225ZM233 249V248H232ZM104 250V249H103ZM171 250V249H170ZM169 250V251H170ZM219 250V249H218ZM91 251V250H90ZM90 251H88V252H90ZM95 251V250H94ZM95 252L94 253V255H96V254H98V252ZM133 250L132 249H127V252H126V256H127V261H129V264H137V262L133 259V257H134V253L132 252ZM147 251H148V249H147ZM168 251V253H170ZM237 251V250H236ZM86 253V254H85ZM92 253V252H91ZM104 253V252H103ZM105 253H106V251H105ZM142 253V252H141ZM140 253V254H141ZM213 253V252H212ZM234 253V252H233ZM150 254V253H149ZM204 254V253H203ZM224 253H222V255H223ZM230 253L229 252H227L225 255H223L224 257H222L223 259H225V257H227L228 255H229ZM41 255V256H40ZM92 255V254H91ZM187 255V254H186ZM233 255V254H232ZM252 255H255V256H252ZM38 256H40V259L39 260H37V257ZM98 256V255H97ZM124 256V255H123ZM143 256V255H142ZM177 256V255H176ZM180 256V255H179ZM230 256V255H229ZM101 257H102V255H101ZM118 257V256H117ZM150 257V256H149ZM231 257V256H230ZM176 258V257H175ZM212 258V257H211ZM228 258V257H227ZM232 258V257H231ZM257 258H256V260H257ZM96 259H99V258H96ZM121 259H122V257H121ZM152 259V258H151ZM177 259V258H176ZM254 259V258H253ZM52 260V259H51ZM105 260H107V259H105ZM126 260V259H125ZM124 260V261H125ZM141 260H143V258L141 257ZM146 260L148 261V258H146ZM163 260V259H162ZM174 260V259H173ZM221 260V259H220ZM233 260V259H232ZM246 260V261H247ZM138 261V260H137ZM223 261V260H222ZM225 261H226V259H225ZM230 261V260H229ZM250 261H251V259H250ZM86 262V261H85ZM107 262V264H123V263H121V261L119 262L118 260H114V259H109L108 261H106ZM105 262V263H106ZM142 262V261H141ZM170 262H171V260H170ZM214 262V261H213ZM227 262V261H226ZM87 263H88V260H87ZM178 263V262H177ZM211 263V262H210ZM235 263V262H234ZM162 264V263H161ZM171 264V263H170ZM253 264V263H252ZM264 264V263H263Z\"/></svg>", "mask_w": 264, "mask_h": 264}]
</instances>
